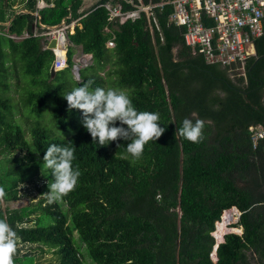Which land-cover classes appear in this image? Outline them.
Returning <instances> with one entry per match:
<instances>
[{
	"label": "trees",
	"instance_id": "16d2710c",
	"mask_svg": "<svg viewBox=\"0 0 264 264\" xmlns=\"http://www.w3.org/2000/svg\"><path fill=\"white\" fill-rule=\"evenodd\" d=\"M15 1L0 0V219L20 237L15 264H39L34 246L53 252L51 264H264V143L253 147L249 130L264 123V56L254 64L264 55V33L246 77H232L185 43L184 27L169 20L172 4L124 22L110 21L104 5L132 10L161 0H97L87 9L84 0H45L42 8L39 0H21L18 12ZM74 19L70 41L93 55L79 80L122 89L138 111L160 114L165 132L138 160L126 152L130 141L93 142L73 120L81 112L69 111L63 97L78 79L71 74L62 83V70L51 73L55 54L35 29ZM73 52L68 46L70 67ZM13 86L23 91V114L33 116L29 136L15 118ZM50 97L55 124L74 125L71 134H54L39 120ZM185 118L205 122L202 142L179 135ZM52 144L75 147L81 175L73 191L49 204L43 194L54 177L43 156ZM22 189L37 190L32 207L3 206ZM234 206L241 214L232 226L242 233H226L214 260L216 222Z\"/></svg>",
	"mask_w": 264,
	"mask_h": 264
},
{
	"label": "built area",
	"instance_id": "2783aa9c",
	"mask_svg": "<svg viewBox=\"0 0 264 264\" xmlns=\"http://www.w3.org/2000/svg\"><path fill=\"white\" fill-rule=\"evenodd\" d=\"M168 3L173 5L169 20L184 27V41L188 46L202 54L207 63L227 67L232 77H246V63L256 56L255 41L264 33V0H161L156 4H141L132 10H122L120 5L111 3L104 5L109 11L110 21L124 22L126 19L138 17L143 10L148 17L153 16L154 8H163ZM46 5L45 0L38 1L40 8ZM77 20L70 22L72 27V24L63 20L60 26H48L40 22V26L35 29V35L45 38L47 48L50 40L56 39V45L51 48L55 54L53 64L56 71L68 65V33H71V29L74 32ZM27 35L25 33L15 37L23 38ZM106 45L115 46L114 36L107 40ZM58 47L64 51V56L57 53ZM92 63V53L84 52L81 47V56L76 59L74 66L77 65L80 70ZM249 130L253 147L264 143V123L252 124ZM226 212L232 218L226 222V226L230 227L237 221L241 211L232 207L224 210L223 215Z\"/></svg>",
	"mask_w": 264,
	"mask_h": 264
},
{
	"label": "clouds",
	"instance_id": "9594fccd",
	"mask_svg": "<svg viewBox=\"0 0 264 264\" xmlns=\"http://www.w3.org/2000/svg\"><path fill=\"white\" fill-rule=\"evenodd\" d=\"M77 79L79 86L63 97L69 111L75 109L81 112L82 126L90 133L93 142L106 146L118 139L130 141L126 144V152L138 160L143 155L145 145L158 140L165 132V128L160 126V114L138 111L126 91L101 87L92 89L93 81L82 82ZM117 122L120 126H117ZM204 127L203 120L196 119L193 122L185 118L177 131L184 139L200 143L204 138ZM74 153L75 147L70 146L52 144L46 149L43 165L51 170L54 177L48 184V192L43 194L49 204L60 201L77 186L81 172L78 167H73ZM5 195V189L0 187V200ZM20 247L21 240L17 232L5 219H0V264H15L14 257Z\"/></svg>",
	"mask_w": 264,
	"mask_h": 264
},
{
	"label": "rangeland",
	"instance_id": "374dc122",
	"mask_svg": "<svg viewBox=\"0 0 264 264\" xmlns=\"http://www.w3.org/2000/svg\"><path fill=\"white\" fill-rule=\"evenodd\" d=\"M4 1H6V0H4ZM95 1L96 0H85L84 1L85 5H86L85 7L91 6L92 4L95 3ZM23 8H25V3L22 2L21 0H16L14 5H13V9L18 12L20 10H23ZM8 23L9 22H6V24H8ZM70 24H72V23H70ZM72 26H73V24L70 27H72ZM71 30H70V32L72 33ZM67 40H68V42H67L68 46H71L73 51H74L73 56H72L73 63L71 65V67L68 66L69 65L68 64L65 68L61 69L62 70L61 72H59L58 80L62 83L68 81L70 79V77L72 76L71 74H73L74 78L80 79V77H78L74 73V64L76 63V59L81 56V46L72 43L69 38ZM101 73L104 74V72H101ZM54 76H55V74H54ZM15 89H16V87L13 86L11 88V90L9 91L11 93V95H14V100L17 101L15 104L16 105L15 118H17L19 123H22L24 129L27 132V135L29 136L30 126H31L32 121H33V116L29 117L27 112H26V115L23 114V112L26 111L27 108L22 103L18 102L19 96H21V93H23V91L22 90L17 91ZM71 90H72L71 88H67V89H65L64 93L66 94ZM53 106H54V100H53V97H50L47 105L43 109L42 116L39 118V120L41 121V123L44 126L49 128L50 131L54 134H58V135H69V134H71L72 128L74 125H70V127L67 130H62L55 124L53 117H52V107ZM28 117L31 119L30 123H28L29 122V120H27ZM73 120L75 121V123L80 124L81 120H82V116L81 117H75V118H73ZM117 126H120L119 122H117ZM124 127H127V126L125 125ZM22 192L23 193H21L22 194L21 198H19L18 200H15V201H10L8 203H6L4 201L3 206L7 205L8 207H16V208H20V209L32 207V205H31L32 204V201H31L32 198L31 197H32V194L37 193V190L29 189V190H27V192L26 191L24 192V190L22 189ZM235 220H236V218L234 219V221ZM233 227H235V226H233ZM230 230L231 231H227L226 233H228V232L240 233V231H235L232 229H230ZM42 250H43V252H42ZM33 251H36L38 253V256H39L38 257V263L39 264H51L52 262H54L56 260L52 251H49L46 248L43 249L41 246L40 247L34 246Z\"/></svg>",
	"mask_w": 264,
	"mask_h": 264
},
{
	"label": "bare ground",
	"instance_id": "6f19581e",
	"mask_svg": "<svg viewBox=\"0 0 264 264\" xmlns=\"http://www.w3.org/2000/svg\"><path fill=\"white\" fill-rule=\"evenodd\" d=\"M61 48H57L56 49V51H57V53L60 55V56H64L65 54H64V51L63 50H60ZM230 219H232L231 218V215H230V213L229 212H226L224 215H223V221H220L219 223H218V229H217V231H216V234L218 235V236H221V234L224 232V231H228V230H230V229H232V230H235V231H241V229L240 228H236V227H227L226 226V222L228 221V220H230Z\"/></svg>",
	"mask_w": 264,
	"mask_h": 264
},
{
	"label": "water",
	"instance_id": "95a60500",
	"mask_svg": "<svg viewBox=\"0 0 264 264\" xmlns=\"http://www.w3.org/2000/svg\"><path fill=\"white\" fill-rule=\"evenodd\" d=\"M56 45V39L55 38H52L51 40H50V42H49V44H48V48H52V47H54ZM264 55H259V56H257L256 57V60H255V62H254V64L261 58V57H263ZM253 64V65H254ZM74 70H75V74L78 76V77H80V72H79V68H78V66L77 65H75L74 66ZM51 73H52V75H54L55 73H56V69H55V66H54V64H52V66H51ZM234 207H236V206H234ZM237 208V207H236ZM238 220V219H237ZM217 245H218V242L216 241V248H217Z\"/></svg>",
	"mask_w": 264,
	"mask_h": 264
},
{
	"label": "crops",
	"instance_id": "0c3cea01",
	"mask_svg": "<svg viewBox=\"0 0 264 264\" xmlns=\"http://www.w3.org/2000/svg\"><path fill=\"white\" fill-rule=\"evenodd\" d=\"M85 1V0H84ZM97 1V0H96ZM95 1V2H96ZM86 5H85V2H83V7H82V9H87V8H89V7H85ZM220 222V220L219 221H217V223H216V229H215V231L213 232V234H214V236L216 237V239H217V242L219 243V242H222L223 240H224V236H223V234L225 233V232H227V230L226 231H224L222 234H221V236H218V235H216V231H217V228H218V223ZM227 227H229V226H227ZM230 227H233V226H230ZM229 227V228H230ZM236 227V226H235ZM236 228H240V229H242V227L240 226V227H236ZM228 231H231V230H228ZM225 235V234H224ZM212 258L214 259V260H216L217 259V256H216V245H215V247H214V250H213V252H212Z\"/></svg>",
	"mask_w": 264,
	"mask_h": 264
}]
</instances>
